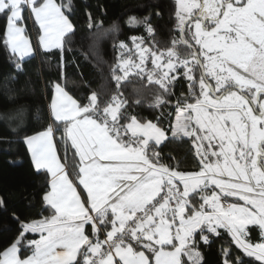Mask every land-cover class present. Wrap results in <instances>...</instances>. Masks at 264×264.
Wrapping results in <instances>:
<instances>
[{
    "label": "snow or ice",
    "instance_id": "obj_1",
    "mask_svg": "<svg viewBox=\"0 0 264 264\" xmlns=\"http://www.w3.org/2000/svg\"><path fill=\"white\" fill-rule=\"evenodd\" d=\"M175 6L176 35L166 47L151 13L125 21L145 35L130 36V44L114 40L116 62L108 68L114 91L105 79L78 100L53 82L46 122L36 112L41 130L10 129L25 133L35 169L51 175L42 197L51 215L21 220L13 213L18 234L0 249V264H203L201 245L221 230L231 238L220 249L221 264H264V0H175ZM74 10L73 0H0V47L16 73L24 74L36 54L30 25L37 27V47L57 49L63 59L76 35ZM87 15L89 29L102 30L91 37L95 52L120 25L104 28ZM132 76L156 86L148 107L173 109L167 128L163 112L156 122L131 114L143 102L121 90ZM185 84L187 93L177 95ZM185 138L198 170H182L181 161L163 154ZM60 144L65 153L74 150L71 166L66 155L61 162ZM35 233L38 239H28Z\"/></svg>",
    "mask_w": 264,
    "mask_h": 264
},
{
    "label": "trees",
    "instance_id": "obj_2",
    "mask_svg": "<svg viewBox=\"0 0 264 264\" xmlns=\"http://www.w3.org/2000/svg\"><path fill=\"white\" fill-rule=\"evenodd\" d=\"M73 4L75 10L71 19L75 25L76 35L73 37V43L65 46L63 59L57 49L45 53L43 49L37 47L35 56L27 59L24 64L25 73L18 74L10 63L9 53L0 47V197L6 201V205L0 207V249L7 246L18 234L19 226L12 219L13 213L21 220L40 219L44 213L51 214L50 211H45L42 200L44 193L50 187V174L46 170L35 169L31 153L22 140L25 133L20 128L17 132H12L10 129L20 125L21 128L29 126L32 131L41 130L42 122L37 121L35 116L37 109H40L46 122L53 82L60 83L78 100L86 97L91 89L98 88L105 79L110 92L114 91L115 85L111 82L108 71L117 57V50L112 47L114 40L129 42L130 36L145 35L143 27L130 28L125 23L129 17L140 18L151 13L150 20L156 28L161 47L168 46L170 37L176 35L171 31L175 24V0H73ZM87 13L92 14L93 21H102L104 28H109L113 22L120 25V33L105 38L95 52L89 49L91 37L102 30L89 29ZM3 25L4 21L0 19V30L3 29ZM30 34L36 39L38 34L36 26L30 25ZM99 58L106 63H101ZM100 68L103 69V74ZM9 74L17 75L18 80L14 83L7 81ZM6 82L13 90L11 93L4 87ZM121 90L131 100L141 98L143 100L140 105L129 110L131 114H139L145 120L156 122V118L163 112L164 120L161 126L165 128L168 127L169 113H173L171 120L174 121L175 115L172 108L148 107L156 91L155 85L147 86L146 81L142 83L132 76L131 82L124 84ZM134 90H140L141 95H134ZM175 91L177 95L181 91L187 93V86L177 87ZM9 95L12 99L8 98ZM19 109H22V112L17 119H7L8 115ZM27 134L31 135L32 132ZM58 148L64 162L66 155L67 163L71 166L74 150L69 148L65 153L62 144L58 145ZM194 152L191 141L185 138L183 141L169 143L163 154L166 157L169 154L174 156L176 160L182 162V170L191 171L198 170L197 161L193 158ZM75 160L78 161V157H75ZM236 199L230 198L229 202H234ZM221 232L222 236L215 238L210 245H201L203 264H221L220 249L222 246L227 247L231 239L224 230ZM38 236V233L28 234V239H37ZM233 248L235 249V245ZM235 250L239 252L238 249ZM26 254L31 253L29 251ZM253 264H260V262L253 261Z\"/></svg>",
    "mask_w": 264,
    "mask_h": 264
},
{
    "label": "crops",
    "instance_id": "obj_3",
    "mask_svg": "<svg viewBox=\"0 0 264 264\" xmlns=\"http://www.w3.org/2000/svg\"><path fill=\"white\" fill-rule=\"evenodd\" d=\"M71 95V94H70ZM57 153H58V155L61 157V162L62 163H64V160H63V158H62V156H61V154H60V151H59V148H58V146H57ZM50 174V173H49ZM50 180H51V175H50ZM49 215H51V214H47V213H44L42 216H49ZM39 238V236L37 237V239Z\"/></svg>",
    "mask_w": 264,
    "mask_h": 264
},
{
    "label": "rangeland",
    "instance_id": "obj_4",
    "mask_svg": "<svg viewBox=\"0 0 264 264\" xmlns=\"http://www.w3.org/2000/svg\"><path fill=\"white\" fill-rule=\"evenodd\" d=\"M55 2L56 3H60L61 2V0H55ZM31 35V34H30ZM31 38H32V41H33V46L36 48V50H37V45H36V39L31 35ZM241 203H243V202H241Z\"/></svg>",
    "mask_w": 264,
    "mask_h": 264
},
{
    "label": "built area",
    "instance_id": "obj_5",
    "mask_svg": "<svg viewBox=\"0 0 264 264\" xmlns=\"http://www.w3.org/2000/svg\"><path fill=\"white\" fill-rule=\"evenodd\" d=\"M129 44H130V43H129ZM130 46H131V45H130ZM148 63H149V67H151L150 60H149V62H148ZM185 85H186V84H185ZM186 86H187V85H186Z\"/></svg>",
    "mask_w": 264,
    "mask_h": 264
}]
</instances>
